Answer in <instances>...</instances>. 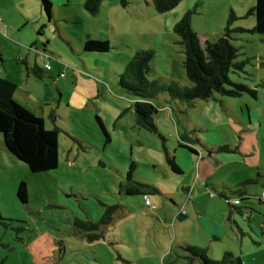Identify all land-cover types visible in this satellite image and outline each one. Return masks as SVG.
Instances as JSON below:
<instances>
[{
  "label": "rangeland",
  "instance_id": "rangeland-1",
  "mask_svg": "<svg viewBox=\"0 0 264 264\" xmlns=\"http://www.w3.org/2000/svg\"><path fill=\"white\" fill-rule=\"evenodd\" d=\"M86 1L51 0L50 19L41 1L0 0L6 25L0 31V69L14 77L20 105L43 119L46 129L60 131V164L46 173H33L11 155L0 134V263L159 264L162 253L177 246L175 223L182 213L191 215L182 227L196 243L197 213L219 223L259 221L264 227V212L247 211L250 223L213 194L226 185L235 193H228L234 203L243 199L236 192L239 186L259 179L247 191L253 197L250 204L264 211V35L252 32L257 18L250 14L257 0H183L167 13L159 12L153 0H103L97 16L86 11ZM189 11H195L193 28L204 45L217 42L230 26L239 51L236 63L245 64L243 71L231 70L230 80L248 91L239 98L216 94L193 106L161 93L153 101L159 108V134L141 127L133 108L136 98L121 87L120 76L137 53L150 51V81L190 87L182 37L176 32ZM88 36L109 42L111 50L86 52ZM21 46L34 60L43 58L47 75L40 83L27 85ZM184 135L199 139L195 147L210 164L202 172L207 181L196 186L195 171L189 189L176 182L188 181L190 174L174 176L165 151L178 156L189 172L191 159L198 158L180 148ZM224 146L231 151L218 152ZM211 151L215 159H209ZM133 165L135 182L165 186L166 191L159 188L161 195L150 196L152 206L123 188ZM22 183L28 187L27 204L18 197ZM108 207L117 208L111 224L103 227L100 241L90 242L76 220L99 222ZM185 254L190 256L182 251L178 263L189 264Z\"/></svg>",
  "mask_w": 264,
  "mask_h": 264
},
{
  "label": "trees",
  "instance_id": "trees-1",
  "mask_svg": "<svg viewBox=\"0 0 264 264\" xmlns=\"http://www.w3.org/2000/svg\"><path fill=\"white\" fill-rule=\"evenodd\" d=\"M38 1L43 3L46 14L52 19L53 4L51 0ZM182 1L153 0V3L159 12L167 13L178 7ZM102 2L103 0H87L85 8L92 16H97L101 11ZM194 12L189 11L176 27V32L182 37L181 43L185 52L184 67L187 78L191 83L190 87H181L178 83L166 86L150 81L149 76L152 72V61L154 59V54L150 51L137 53L128 63L125 73L120 76L121 87L129 95L136 98L133 108L139 124L149 131L160 134L155 123V116H157L159 108L153 101L161 93L169 95L173 99L188 102L193 106L197 100H210L216 94L239 98L243 93L248 91L246 86L234 84L230 80L229 75L231 70L243 71L245 65L244 63H236L239 51L232 44L230 26L227 28L225 35L217 42H207L203 45L198 33L193 28ZM250 14H255L257 18V25L252 32L264 35V0H257V5ZM234 19H236L235 15L232 16L229 25L232 24V20ZM84 50L91 53H108L111 50V46L109 42H101L88 38L85 42ZM0 57L2 56L0 55ZM228 87L229 89H227ZM17 89L16 83L7 78L0 77V134L4 136L6 150L18 160L28 165L33 173L54 171L60 164V131L58 128L54 130L46 129L43 119L21 106L15 100ZM99 123L110 142L111 138L101 119H99ZM160 136L166 141L162 134ZM184 137L187 138L186 135ZM184 137H182L183 144H181V147L193 154L199 155L197 149L194 147L195 143L199 140L194 142L191 139L185 140ZM218 151L227 152L231 150L229 147L224 146L219 147ZM212 153L211 151L210 155ZM167 159L173 172L177 174L183 173L175 157L167 156ZM135 168L136 166L133 165L131 171L127 174V182L123 186L126 193L130 196L141 195L148 197L150 191L158 192L152 186L134 181L133 171ZM252 183H254V180H249L239 186L236 192L243 199L236 200L234 203L227 195V192L232 193L228 189H224L225 192L223 193L214 192L213 194L225 200L234 212L245 218V220H248L250 216L245 210L252 212L261 211L257 209L254 203L250 204L253 197L249 196L246 189ZM18 197L24 204L28 203L29 192L26 183L20 185ZM237 201L239 202L238 204L236 203ZM244 201H248L249 205L242 208ZM260 202L264 204L262 198H260ZM116 211V207H108L106 214L99 222L77 219L75 225L87 233L86 236L90 242L100 241L103 238L101 233L103 227L111 224ZM261 212L263 213L264 211ZM186 216V214L182 213L179 217L184 218ZM60 245L62 247L61 252L63 253L65 248L64 242L62 241ZM184 249L189 253L190 260L200 259L201 264H246L240 257H236L232 253H227L222 260L215 261L203 249L193 246H185Z\"/></svg>",
  "mask_w": 264,
  "mask_h": 264
},
{
  "label": "crops",
  "instance_id": "crops-1",
  "mask_svg": "<svg viewBox=\"0 0 264 264\" xmlns=\"http://www.w3.org/2000/svg\"><path fill=\"white\" fill-rule=\"evenodd\" d=\"M5 28H6V25H5L4 20H3V22L0 23V31H4ZM88 38H90V37L88 36ZM39 44L42 45V42H40V43L38 41L35 42L36 46H38ZM202 44L204 45V43H202ZM1 45H2V39H0V46ZM20 48L22 50L20 49L18 51L19 56L21 57L22 61H24L28 66V79L29 80H28L27 85L29 86L32 83H40V80L43 81V79L45 78V75H47V73L45 71V66L42 65L43 64V58H39V56H37V57H35V60H34L32 53H29V54L25 53L24 49L26 47L21 46ZM35 69H36V72H35ZM58 74L60 75V71H58ZM0 77L7 78L8 80L16 83L14 77L8 71L0 69ZM75 77L77 80H79V76H77V74ZM32 79H34V81ZM84 93L85 92L83 91V94ZM15 100L19 104H21L19 102V99L16 98V95H15ZM83 100H84V98H81L80 101L83 102ZM184 139L189 140L191 138L184 137ZM193 141L195 142L194 139H193ZM181 144H183L182 137H181ZM181 144H180V146H181ZM180 148L185 149L183 147H180ZM165 149H166L167 156L175 157L178 165L183 170L182 174H177V173L173 172L172 169L170 168L173 175L178 177V176H184L186 173L190 174V178L188 181L187 180H184L183 182L177 181L176 183H178L179 185H182L183 187H187L189 189L190 185L193 182V179H194L193 174L195 171H198V174H199V177L196 178V183H197L196 186L201 184V181H204V182L207 181V176L206 177L203 176L202 172H203V170H204V172H207L208 167H210V164H209L208 160L205 161V155L204 154L200 153L198 150L197 151H198L199 155L192 153L193 154L192 156H194L195 158H198V160L194 161V159H191L192 164L188 165L189 172H187L186 168L181 163V161H178V156L177 157L171 156L169 154L167 148H165ZM195 149H196V147H195ZM0 154L3 155L2 149H0ZM212 155H213V153H212ZM212 155H210V152H209V159H215V158H213ZM251 180L256 181L257 184L260 182L259 179H251ZM141 184H146V185L152 186L155 189H157L158 192H155V191L149 192L148 197L150 200H151L150 196L161 195L160 189L166 191L165 186L163 184L158 183L156 185L157 187L155 185H151L152 183L149 184L146 182H141ZM206 186L208 188H210L212 185L206 184ZM222 189L230 190L229 187H227L226 185H223ZM189 191L190 190H188V192ZM214 192L223 193L225 191H220V192L214 191ZM150 193H151V195H150ZM228 193L229 192H227V195H228ZM230 194H235V193L232 192ZM138 197H143L144 202L146 203L144 196L140 195ZM221 200H223V199H221ZM236 200H238V199H236ZM151 202H152V200H151ZM245 207H246L245 205H242V208H245ZM245 212L248 213L247 210ZM197 214H198V219H199L198 224H197L198 228H199V230L197 232L199 235V239H198L197 243L186 232L183 231V227H182V223L188 222L191 218V215L190 216L187 215L184 218H180L179 217L180 215H179L177 217V222L175 223V230H174L175 235H176V240H177V246H175L173 251H171L170 253H167L166 251L164 253H162V255L159 259V264H166L168 260H169V264H183V263H178L177 259L180 258V254L182 253V251H185L183 249L185 246H193V247L203 249L206 251L207 255L212 260H215V261H220L224 258V256L227 253H232L236 257H240L246 264H264V227L262 225H260L259 221L257 224L252 223L249 225H245L243 223H238L236 221V219H234L232 221V223L230 221H225V220L223 223H219L218 221H215V219H213V218H208V217L203 216L201 213H197ZM231 215H233L232 212H231ZM247 221L251 223V219H248ZM164 230L166 232L169 231V233H171L170 227L164 226ZM260 230H262V231H260ZM61 242H62V240L60 241V243ZM65 246L66 245L64 242V247ZM61 250H60V254L63 255L65 253V248H64L63 253L61 252ZM175 254H176V256H175ZM184 258L186 259V261H189V264H201L200 259L190 260L188 257V254L187 255L185 254ZM0 261H1V259H0ZM5 263H6V260L2 261L0 264H5Z\"/></svg>",
  "mask_w": 264,
  "mask_h": 264
},
{
  "label": "built area",
  "instance_id": "built-area-1",
  "mask_svg": "<svg viewBox=\"0 0 264 264\" xmlns=\"http://www.w3.org/2000/svg\"><path fill=\"white\" fill-rule=\"evenodd\" d=\"M3 22V19H0V23ZM146 205L147 206H152V202L148 197H145ZM237 204L239 203L238 201L236 202Z\"/></svg>",
  "mask_w": 264,
  "mask_h": 264
},
{
  "label": "water",
  "instance_id": "water-1",
  "mask_svg": "<svg viewBox=\"0 0 264 264\" xmlns=\"http://www.w3.org/2000/svg\"><path fill=\"white\" fill-rule=\"evenodd\" d=\"M256 212H258L259 214H262V212H261V211H256Z\"/></svg>",
  "mask_w": 264,
  "mask_h": 264
}]
</instances>
